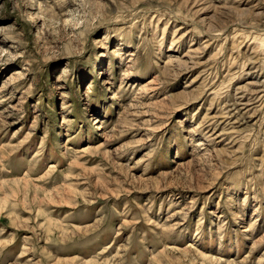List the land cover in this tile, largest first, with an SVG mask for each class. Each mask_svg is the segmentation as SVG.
Returning a JSON list of instances; mask_svg holds the SVG:
<instances>
[{
	"label": "rangeland",
	"instance_id": "obj_1",
	"mask_svg": "<svg viewBox=\"0 0 264 264\" xmlns=\"http://www.w3.org/2000/svg\"><path fill=\"white\" fill-rule=\"evenodd\" d=\"M0 264H264V0H0Z\"/></svg>",
	"mask_w": 264,
	"mask_h": 264
}]
</instances>
